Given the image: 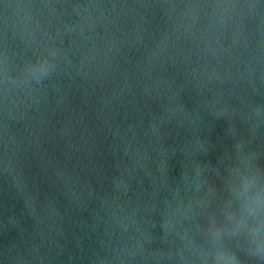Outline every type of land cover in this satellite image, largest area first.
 Segmentation results:
<instances>
[{
	"label": "water",
	"instance_id": "obj_1",
	"mask_svg": "<svg viewBox=\"0 0 264 264\" xmlns=\"http://www.w3.org/2000/svg\"><path fill=\"white\" fill-rule=\"evenodd\" d=\"M49 37L56 71L0 94V264H178L153 257L181 173L236 135L264 164V0H0V76Z\"/></svg>",
	"mask_w": 264,
	"mask_h": 264
},
{
	"label": "clouds",
	"instance_id": "obj_2",
	"mask_svg": "<svg viewBox=\"0 0 264 264\" xmlns=\"http://www.w3.org/2000/svg\"><path fill=\"white\" fill-rule=\"evenodd\" d=\"M33 53L34 58L24 61L16 77L8 74L7 55L4 54L0 94L5 100L10 96L11 86L31 88L30 80L39 81L56 71L61 50L52 37L39 43ZM245 108L261 119L260 109L251 105ZM234 111L237 109L225 105L214 114L231 116ZM261 155L259 149L250 147L248 139L236 135L232 151L219 157L218 167L209 169L207 165L192 162L190 171L185 169L181 173L182 183L169 189L171 200L168 195L162 197L160 227L164 239L172 247L153 258L178 260V264H264V164L260 163ZM241 176L243 185L238 189ZM181 187L191 195L180 196ZM236 200L240 202L239 208ZM180 210L186 211L182 217L177 215ZM125 219L128 221L123 224L125 230L132 228L140 233L135 210ZM185 221L187 226H183ZM141 235L129 237L133 240L132 247L142 249ZM143 239L148 237L144 235Z\"/></svg>",
	"mask_w": 264,
	"mask_h": 264
}]
</instances>
